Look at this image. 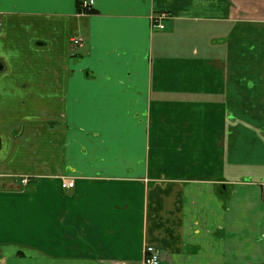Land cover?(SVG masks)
<instances>
[{"label":"crops","instance_id":"crops-1","mask_svg":"<svg viewBox=\"0 0 264 264\" xmlns=\"http://www.w3.org/2000/svg\"><path fill=\"white\" fill-rule=\"evenodd\" d=\"M93 1L0 0V264H264V0Z\"/></svg>","mask_w":264,"mask_h":264},{"label":"built area","instance_id":"built-area-1","mask_svg":"<svg viewBox=\"0 0 264 264\" xmlns=\"http://www.w3.org/2000/svg\"><path fill=\"white\" fill-rule=\"evenodd\" d=\"M94 1L93 0H80V7L82 11L89 12L93 10ZM169 17V14L166 12H162L156 14L151 19V25L153 29H164V21ZM79 41H73L75 46L79 45ZM30 178L22 177L20 182L23 186H27L30 183ZM62 187L64 189H71L75 187V180L71 178H63L62 179ZM143 264H163L161 254L158 249H156L152 245H146L144 248V257Z\"/></svg>","mask_w":264,"mask_h":264}]
</instances>
